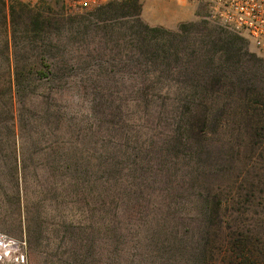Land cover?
Here are the masks:
<instances>
[{"label":"trees","instance_id":"1","mask_svg":"<svg viewBox=\"0 0 264 264\" xmlns=\"http://www.w3.org/2000/svg\"><path fill=\"white\" fill-rule=\"evenodd\" d=\"M114 5L133 23H116ZM5 10L0 0L4 18ZM101 10L110 17L58 22L40 3L8 6L10 36L0 25V72L7 75L0 77V141H12L13 150L0 146V176L23 190L35 176L37 194L51 193L53 203L99 200L105 186L104 203L59 224L60 239L71 244L59 264H264V205L262 213L252 209L256 190L264 204V157L254 154L264 149V127L208 105L232 101L236 85L252 94L264 82L263 62L244 37L205 21L200 29L192 22L149 26L139 0ZM60 31L71 35L76 54L66 42L52 44ZM102 57L133 68L136 88L119 91L124 78L78 80L91 122L77 124L51 96L67 72ZM62 127L61 139L55 130ZM36 153L44 162H34ZM26 219L27 232L35 229L37 217Z\"/></svg>","mask_w":264,"mask_h":264},{"label":"rangeland","instance_id":"2","mask_svg":"<svg viewBox=\"0 0 264 264\" xmlns=\"http://www.w3.org/2000/svg\"><path fill=\"white\" fill-rule=\"evenodd\" d=\"M16 1L27 3L26 0H5V13H7V15H5L4 18V13L1 12L0 14V25L3 27L2 30H7V32L9 33L8 36H10L8 6ZM122 1L123 0H112L86 10H76L66 8L60 0L49 2L46 0H42V2L40 3V8L47 11L49 9L52 15L55 16V19H58V22H68L71 19H78L80 17L94 20L97 19V16L102 18L110 17L111 12L103 15L101 7H104L109 3L120 4V2ZM139 3L141 4L140 20L141 22L149 26H162L170 30H175L180 23L192 22L194 23L193 26L195 28L200 29L205 25L204 23H202L205 21L208 23L206 24L208 27L214 26L223 28L219 24L214 23L206 18L205 8L202 5H198L195 3L185 4L181 0H139ZM115 9L116 10L113 11V18L116 23L121 24L122 27L126 25L129 26L133 23L131 20H129V18L123 16L124 11L122 10L121 6H115ZM125 12L134 13V11H130V9H125ZM223 29L235 35H238L226 28ZM60 32V35H52L50 37L52 44L57 45L59 44V42H61L62 44L66 42L68 44L67 47L74 51L76 48V44L71 43V40L68 39L71 35L69 33L65 34V31ZM242 37H244L248 41V52L254 54L256 58L261 60V63L263 62L264 64V61L261 59L262 57L254 47V45L251 43V41L246 36ZM73 53L76 54L77 52L74 51ZM92 61L93 64L89 63L86 65H82L67 72L61 82L64 87L61 88L62 90L60 92H57L56 94H53L51 96L54 98L55 103H57L56 105L60 106L61 109L63 108L62 111H64L66 118H69L75 123L77 122V124L81 123V121H84V124H86L88 120L91 122V119L88 116L90 110L88 111L87 101L89 97L88 95L85 96V94H83V90L80 88L81 86L78 87V80L124 78L127 83L123 84L124 86L120 87L119 91H124L123 88L126 89L128 87L127 91L130 92L132 91V89L134 90L136 88L134 87V83L131 81V77H133V73H135V70L133 68L126 69L122 67V65L118 62H113L108 65L105 63V57H102L101 60L94 59ZM6 76V70L0 72V77L6 78ZM253 88L254 91L251 92L252 94H247L245 93V90L243 88L236 85L233 88H230L231 94L234 95V99L232 101H228L224 97H219L218 102L210 104L208 103V105H214V107L218 110L231 113V115H233L232 118L235 119L237 123L248 122L249 125L253 127L257 125L264 127V82L262 81V83H258V86L254 85ZM211 89L214 90L215 88ZM224 89L225 88H222L219 91L222 92ZM43 90L45 92L47 91L45 88ZM86 91L88 90L86 89ZM246 106L247 108H249V111H247L246 114L234 113L235 111L240 113V110L243 111ZM99 108H102V111L104 110L103 106L101 105ZM131 109L134 110L136 108L134 106ZM63 132L64 128L62 127L61 131L55 130V135H61L62 139ZM2 139H6V137H3ZM64 139L69 141V145H72V137L70 138L67 135V138L65 137ZM4 141H0V146L3 150V153H10L13 150L12 141H10L11 144L9 145H6ZM41 146L43 145L41 144ZM67 148H69L68 144L64 149ZM47 152L49 153V151ZM244 152V154L246 155L249 153L248 151ZM40 154L41 153H36L34 155L35 163L44 162L45 159H40V157H42ZM254 154L255 156L264 157V149L260 148L259 150L255 151ZM40 169L41 168L37 169L38 177L41 180H47V183H52L53 180L49 179L48 173ZM34 179L35 176L31 175V177L28 178V183L23 190L21 186L19 187V189L16 188L14 184V178L12 180V178L6 174H2L0 176V233L5 235L8 240V242L5 244L0 242V264H59L60 258L65 259L68 257L69 246L71 245L69 244V241L67 242V240L60 239V234L62 233L60 232L61 226H59V224L62 221H65L67 223L75 222L79 215L77 214V211H84L85 213H87V211H89V208L92 207L93 203L95 207H98L100 203H104V201L106 200V197H102L103 189L105 186H98V189L100 188L99 190H101L102 192L99 200H97L95 197H91V200L89 198L88 202L86 203L82 199L81 202H79L74 200L73 198V202L67 201L66 203H53L48 199L51 193L47 194L44 200L41 199L42 194H37V192L40 191L36 189ZM254 194L255 203H252V205H254L252 209L254 211L261 212L260 210L262 209L264 204L262 203L260 198H258L260 194L257 190L254 192ZM53 207H57L58 212L56 210H53ZM78 208L79 210L75 211V209ZM99 208L104 209V206ZM60 209L71 211H66V216H62ZM103 209L102 211H100L102 215L104 214ZM89 215L90 214H88L87 216ZM27 216L28 218L30 217V222L31 217H37L36 222L34 223L36 225L35 229H33V227L29 228L28 232L26 219ZM100 239V249L102 248V246L103 249L101 250L102 254H100L99 256L101 258L100 261H104L106 253L104 250L105 242L103 237H101Z\"/></svg>","mask_w":264,"mask_h":264},{"label":"built area","instance_id":"3","mask_svg":"<svg viewBox=\"0 0 264 264\" xmlns=\"http://www.w3.org/2000/svg\"><path fill=\"white\" fill-rule=\"evenodd\" d=\"M37 5L42 0H26ZM55 1V0H46ZM68 9L86 10L112 0H60ZM174 1V0H165ZM205 8L206 18L238 35L246 36L264 59V0H186ZM0 242H8L0 233Z\"/></svg>","mask_w":264,"mask_h":264},{"label":"crops","instance_id":"4","mask_svg":"<svg viewBox=\"0 0 264 264\" xmlns=\"http://www.w3.org/2000/svg\"><path fill=\"white\" fill-rule=\"evenodd\" d=\"M181 1H183L185 4H193L192 2H189V1H186V0H181ZM180 19H183V18H180ZM186 19H188V18H186Z\"/></svg>","mask_w":264,"mask_h":264}]
</instances>
